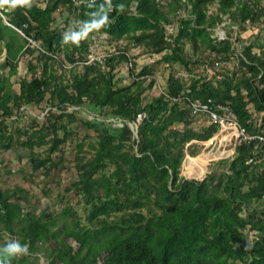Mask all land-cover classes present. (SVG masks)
Here are the masks:
<instances>
[{"label": "trees", "instance_id": "1", "mask_svg": "<svg viewBox=\"0 0 264 264\" xmlns=\"http://www.w3.org/2000/svg\"><path fill=\"white\" fill-rule=\"evenodd\" d=\"M36 3L31 9H0L5 18H0V151L18 144L27 148L33 170L50 177L62 164L52 155L74 135L67 120L89 112L83 123L94 135L76 144L78 180L69 191L80 198V210L67 204L58 212H24L29 191L0 187V248L18 240L31 253L12 264H39L37 252L51 257L49 264H264V142H242L233 155L210 164L201 180L182 174L186 152L196 156L202 148L192 142L207 141L218 130L215 124L193 126L198 120L190 101L229 106L249 134L264 137V39L256 35L245 46L239 35L214 37L228 20L243 31L249 24H264V0H112L110 23L79 45L63 43V33L73 21H89L105 0ZM119 4L122 11L115 7ZM55 14L62 16L64 29L53 27ZM176 22L173 33L168 27ZM99 36L161 55L157 64L179 63L193 72L208 61L214 70L224 64L225 72L189 83L171 74L162 94L144 104V95L156 85L154 65L135 74L129 47L91 61V40ZM188 46L194 55L187 53ZM256 47L259 53L252 52ZM26 54H37V65L28 64V78L17 79V92L13 78ZM234 57L238 64L227 70ZM123 63H131L135 74L125 87L115 74ZM147 79L151 83L145 86ZM43 103L40 116L11 128ZM249 105L262 114L260 124ZM130 124L137 126L136 137ZM42 147L45 157L35 153Z\"/></svg>", "mask_w": 264, "mask_h": 264}, {"label": "rangeland", "instance_id": "2", "mask_svg": "<svg viewBox=\"0 0 264 264\" xmlns=\"http://www.w3.org/2000/svg\"><path fill=\"white\" fill-rule=\"evenodd\" d=\"M210 10L217 11V6H211ZM65 12V11H62ZM182 17L188 14L187 10L183 9L180 13ZM56 18V22L54 24V28H65V21L62 19V16L59 14L54 15ZM0 18L5 21V18L0 15ZM228 18V17H226ZM177 21V20H176ZM230 21L228 20V24L226 25L225 22L222 24L227 26L226 29L223 28V25L219 28L214 30V37H217L219 40L226 39V34L230 33L234 39L238 38L244 40L245 46L250 45L256 35L261 36L262 40L264 39V24L259 23L258 25H248L246 30H242L239 24H235L231 26ZM178 27V22L174 24V26H169V30L176 32ZM175 30V31H174ZM169 32V31H168ZM91 46V53L93 54L90 56L91 59L95 58H104L110 56L111 53L117 52L118 50L125 49L129 47L128 55L131 57L132 61L136 63L137 67L134 70L135 74L139 73L142 68L154 65L155 70V77H156V85L154 86L153 90L148 91L143 98L144 104H148L156 97L160 96L162 92L166 89L168 84V78L171 74L175 75L176 78L184 79L185 82L189 83L193 77H204L207 76V81L213 80L215 72L217 75L221 73V75L225 72V69H222L224 64H221L217 67V69H213L209 64L208 61L204 63V65L195 66L193 67V72L188 71L183 64H167L165 62H161L159 64L158 61L161 60V55L145 53L144 48L136 47L131 44L128 40H120L118 42L110 41L109 38L106 36L102 37H94L92 40ZM264 42V40H263ZM204 50V48H203ZM244 47L237 45V52L243 53ZM260 49L258 47L252 49V52L259 53ZM193 54L192 47L188 46L187 53ZM118 53V52H117ZM197 54V53H196ZM195 54V57H196ZM194 55V54H193ZM209 55V52L207 56ZM30 54H26L21 57L19 67H18V76L13 78L14 82V90L19 91V83H17V79H24L28 78V64L32 63L33 65H37L36 57ZM195 57L193 59H195ZM231 62L226 66L227 70L229 69L232 71L235 69V65L238 64L237 57H234ZM4 54L0 56V65L3 63ZM62 56L57 55V60L61 61ZM191 64L189 66L192 67ZM66 68H71L70 65L66 64ZM7 72V71H6ZM62 70L58 67V73H61ZM134 72L131 70V63H123L119 65L116 70V80L119 81L120 86H128L133 83L135 80ZM219 77V76H218ZM143 79V78H142ZM151 83L150 79H147L145 86H148ZM46 107V104L43 103L38 109L32 108L33 111H28L27 114L28 118L27 121H21L19 124L15 122L11 126L14 129L15 126H24L31 122L30 116H40L43 112L42 110ZM253 114L254 118L258 120L260 124V119L262 114L255 113L252 106H248ZM71 111V108L69 109ZM195 117V116H194ZM41 120L43 116L40 117ZM90 119V113L87 111H82L76 114L75 121L67 120L66 123L70 125V128L74 130V135L68 140V142L61 146L55 154L52 155L54 160H62V164L59 168L52 171L50 177H45L41 172H35L32 167L31 157L29 156V151L25 147H21L19 144L15 146L14 149L10 151H0V187L2 189H12L14 187H21L27 191H29V200L28 204L24 206V212L35 213L36 215H40L44 210H55L60 211L62 207L67 204H71L74 207H81L78 206L80 198L75 195L74 191H69V188L72 187L75 181L78 180V173L75 169V155H76V144L79 138H84L87 134L94 135L92 131L88 129V127L83 123V121ZM198 121H195L193 126L196 128H201L203 126H208L209 123L204 118H198ZM116 125H121L120 122L116 123ZM185 123L182 124L184 126ZM134 126L130 124V127ZM62 135V133H61ZM134 136H137V131H134ZM25 137H21L20 140H23ZM199 142V141H198ZM18 143V142H17ZM194 143V142H193ZM203 142L196 143L201 145V149L198 155L190 156L186 153V157L182 166V174L186 176L188 179H195L201 180L205 177L206 173L211 171L209 167L210 164L220 161L221 159H227L228 155H218V149L212 150L211 148H206V145L202 144ZM46 147H42L37 149L35 153L40 154L41 157H45ZM222 152V149H220ZM190 156V157H189ZM207 156V157H205ZM205 158H208L207 160ZM197 160L193 165L192 161ZM206 160V161H205ZM191 164V173L187 166ZM250 165H253L249 163ZM190 166V165H189ZM202 167H205V170H202ZM43 171V169H41ZM201 172L199 175L197 173ZM252 239V237H250ZM75 248L76 243L73 240L69 242ZM53 244L52 242L49 243L51 247ZM36 256L39 259V264H49L51 257L45 256L43 252H37Z\"/></svg>", "mask_w": 264, "mask_h": 264}, {"label": "built area", "instance_id": "3", "mask_svg": "<svg viewBox=\"0 0 264 264\" xmlns=\"http://www.w3.org/2000/svg\"><path fill=\"white\" fill-rule=\"evenodd\" d=\"M33 45L38 46L33 42ZM57 58V55H55ZM105 58V57H104ZM102 58V59H104ZM100 58L91 59V61L99 60ZM181 102V101H180ZM191 114L195 117L204 118L209 124H215L217 132L207 141H202L206 148L212 150L218 149V155L231 156L235 153L236 148L245 141L256 140L264 142V137L260 135H251L239 123L237 115L233 113L229 106L216 104L211 99L206 101H190ZM143 115L137 117L136 122L140 123ZM132 131H137V126H131ZM200 143V141H194ZM222 149V152H220ZM248 163H253L250 159Z\"/></svg>", "mask_w": 264, "mask_h": 264}, {"label": "clouds", "instance_id": "4", "mask_svg": "<svg viewBox=\"0 0 264 264\" xmlns=\"http://www.w3.org/2000/svg\"><path fill=\"white\" fill-rule=\"evenodd\" d=\"M93 3H95V0H93ZM34 5L39 6L36 0H0V9L5 8V6L10 9H16L17 7L31 9ZM87 6L92 8V5ZM115 7L121 11L124 9L123 4L116 5ZM112 10V0H105V3L100 5L98 10L90 13L91 19L89 21H73L68 30L63 33V43L79 45L80 42L86 40L91 33L99 31L110 23L108 14ZM30 254L29 247L26 244L22 245L18 240H12L3 248H0V264H12L15 258L28 256Z\"/></svg>", "mask_w": 264, "mask_h": 264}]
</instances>
